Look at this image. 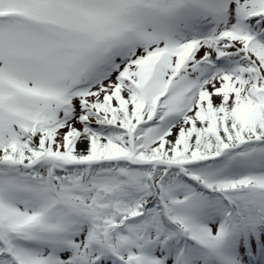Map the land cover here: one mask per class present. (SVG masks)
Wrapping results in <instances>:
<instances>
[{"label": "snow or ice", "instance_id": "obj_1", "mask_svg": "<svg viewBox=\"0 0 264 264\" xmlns=\"http://www.w3.org/2000/svg\"><path fill=\"white\" fill-rule=\"evenodd\" d=\"M0 264H264V0H0Z\"/></svg>", "mask_w": 264, "mask_h": 264}]
</instances>
